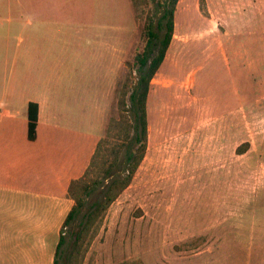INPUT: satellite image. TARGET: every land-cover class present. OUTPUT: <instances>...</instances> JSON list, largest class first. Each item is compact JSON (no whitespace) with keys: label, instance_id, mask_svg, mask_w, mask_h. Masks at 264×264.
Here are the masks:
<instances>
[{"label":"rangeland","instance_id":"rangeland-1","mask_svg":"<svg viewBox=\"0 0 264 264\" xmlns=\"http://www.w3.org/2000/svg\"><path fill=\"white\" fill-rule=\"evenodd\" d=\"M66 1L96 10V23L126 33L134 27L116 82L113 58L92 62L88 50L78 68L83 76L70 80L87 92L80 98L102 106L113 85L104 138L121 118L119 90L127 81L133 86L136 56L161 0L139 10L131 0H55ZM147 118L146 157L75 264H264V0L180 1ZM103 189L88 198L81 217ZM73 204L66 199L63 214ZM77 224L59 264L72 254Z\"/></svg>","mask_w":264,"mask_h":264},{"label":"crops","instance_id":"crops-1","mask_svg":"<svg viewBox=\"0 0 264 264\" xmlns=\"http://www.w3.org/2000/svg\"><path fill=\"white\" fill-rule=\"evenodd\" d=\"M96 14L68 1L0 0V264H54L55 221L69 213L61 205L107 127L113 85L102 106L80 98L87 92L70 80L83 76L78 68L88 50L92 62L113 58L116 82L134 27L126 33L96 23ZM30 103L39 105L35 141L28 137Z\"/></svg>","mask_w":264,"mask_h":264},{"label":"trees","instance_id":"trees-1","mask_svg":"<svg viewBox=\"0 0 264 264\" xmlns=\"http://www.w3.org/2000/svg\"><path fill=\"white\" fill-rule=\"evenodd\" d=\"M155 1L157 0H131L136 10ZM180 1L161 0L154 7L155 13L146 27L145 49L136 56L135 67L138 75L132 79L133 86L127 81L118 93L121 118L115 122L119 130L114 131L115 122L112 120L106 136L98 142L85 173L79 179L72 180L69 185L67 196L74 204L61 225L54 264H59L68 244L67 233L75 223H78L80 231L76 234L72 254L64 264H75V260L86 252L107 211L132 185L146 157L148 96L152 80L159 72L171 46L175 32V15ZM28 118V137L30 141H35L39 121L38 104H29ZM102 187L104 189L101 199L81 217L88 198Z\"/></svg>","mask_w":264,"mask_h":264}]
</instances>
